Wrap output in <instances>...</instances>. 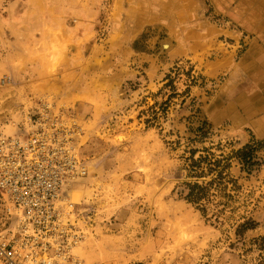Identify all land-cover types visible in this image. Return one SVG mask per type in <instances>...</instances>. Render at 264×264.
Returning <instances> with one entry per match:
<instances>
[{"label":"rangeland","instance_id":"1","mask_svg":"<svg viewBox=\"0 0 264 264\" xmlns=\"http://www.w3.org/2000/svg\"><path fill=\"white\" fill-rule=\"evenodd\" d=\"M261 1L0 0L1 117L48 101L87 162L83 264H264V147L205 216L179 194L191 149L264 143V37L245 25Z\"/></svg>","mask_w":264,"mask_h":264},{"label":"built area","instance_id":"2","mask_svg":"<svg viewBox=\"0 0 264 264\" xmlns=\"http://www.w3.org/2000/svg\"><path fill=\"white\" fill-rule=\"evenodd\" d=\"M6 109L0 103V264H83L73 196L88 166L76 132L45 100L16 124L1 117Z\"/></svg>","mask_w":264,"mask_h":264},{"label":"trees","instance_id":"3","mask_svg":"<svg viewBox=\"0 0 264 264\" xmlns=\"http://www.w3.org/2000/svg\"><path fill=\"white\" fill-rule=\"evenodd\" d=\"M207 123H202V125ZM199 132L202 131V127L198 128ZM201 137H205V134H201ZM264 147V143H258L254 145H246L236 152H233L232 156L215 158L212 153H208L205 150L206 155L196 154L198 151L190 150L189 157L186 158V165L184 171L186 172L185 180L179 185L181 192L179 193L183 200L191 204L196 210H198L202 216H205L208 210V206L212 204L211 190L221 189L224 197L228 200L231 199V195L226 193L227 185L232 186V190L238 191L240 189L238 180L230 175L228 172L233 161H235L242 172L248 175L258 166L259 159L256 156V151ZM209 176H214L206 181ZM226 206V203H216L215 206ZM255 228V223L252 220H247L243 224L238 226V234L252 230Z\"/></svg>","mask_w":264,"mask_h":264},{"label":"crops","instance_id":"4","mask_svg":"<svg viewBox=\"0 0 264 264\" xmlns=\"http://www.w3.org/2000/svg\"><path fill=\"white\" fill-rule=\"evenodd\" d=\"M259 9L261 10V12H263V15H264V1H261L259 3ZM248 23L256 24L253 28L249 29L250 31L255 32V33L260 32V35L264 37V16H257V15H254L252 17L250 16L247 19H245V25H248ZM247 29H248V26H247ZM259 63L264 64V57H262Z\"/></svg>","mask_w":264,"mask_h":264},{"label":"bare ground","instance_id":"5","mask_svg":"<svg viewBox=\"0 0 264 264\" xmlns=\"http://www.w3.org/2000/svg\"><path fill=\"white\" fill-rule=\"evenodd\" d=\"M167 44V43H166ZM76 189H78V188H76ZM75 193H77V192H75ZM78 195V194H77Z\"/></svg>","mask_w":264,"mask_h":264}]
</instances>
